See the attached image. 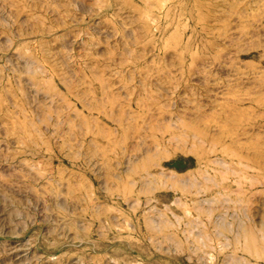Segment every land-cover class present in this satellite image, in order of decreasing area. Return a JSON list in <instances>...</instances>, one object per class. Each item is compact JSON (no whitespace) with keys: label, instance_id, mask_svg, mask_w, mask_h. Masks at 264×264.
I'll return each mask as SVG.
<instances>
[{"label":"rangeland","instance_id":"1","mask_svg":"<svg viewBox=\"0 0 264 264\" xmlns=\"http://www.w3.org/2000/svg\"><path fill=\"white\" fill-rule=\"evenodd\" d=\"M0 264H264V0H0Z\"/></svg>","mask_w":264,"mask_h":264}]
</instances>
